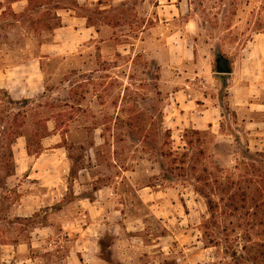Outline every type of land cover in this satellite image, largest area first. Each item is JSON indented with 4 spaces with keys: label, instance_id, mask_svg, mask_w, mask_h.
I'll return each instance as SVG.
<instances>
[{
    "label": "rangeland",
    "instance_id": "obj_1",
    "mask_svg": "<svg viewBox=\"0 0 264 264\" xmlns=\"http://www.w3.org/2000/svg\"><path fill=\"white\" fill-rule=\"evenodd\" d=\"M11 9L0 18V259L264 264V0ZM71 17L92 30L79 46ZM77 196L98 199L93 217Z\"/></svg>",
    "mask_w": 264,
    "mask_h": 264
},
{
    "label": "crops",
    "instance_id": "obj_2",
    "mask_svg": "<svg viewBox=\"0 0 264 264\" xmlns=\"http://www.w3.org/2000/svg\"><path fill=\"white\" fill-rule=\"evenodd\" d=\"M20 1V0H19ZM16 1V2H19ZM15 2V3H16ZM14 3V2H13ZM72 19H74L73 24L75 26H73V31L74 33L77 34V42L76 45L79 46L80 43L83 44V42L85 41H89L90 38H92V30L90 28V25L86 24V21L82 18V17H71ZM50 47H52V49H65L64 47H66L64 44H56V45H50ZM61 47V48H60ZM75 47V46H74ZM76 49V48H75ZM39 63L40 61H34V63H32V69H35L36 67H39ZM7 86V85H6ZM5 86V87H6ZM8 89V86L6 87ZM8 93L12 94L11 89H8ZM23 97H28L27 94H24ZM28 159L30 158L27 155ZM77 195V194H74ZM76 201L82 203L83 205H85V214H87L86 216L89 217H93L95 215L96 209H97V203L99 202L98 199H90L87 196H83V197H76ZM3 250V256L4 258L0 259V264H36L33 262V260L30 256H28L26 253L28 252V250ZM74 254H78V252H75ZM7 257V258H5ZM30 261V262H27Z\"/></svg>",
    "mask_w": 264,
    "mask_h": 264
},
{
    "label": "water",
    "instance_id": "obj_3",
    "mask_svg": "<svg viewBox=\"0 0 264 264\" xmlns=\"http://www.w3.org/2000/svg\"><path fill=\"white\" fill-rule=\"evenodd\" d=\"M216 69L218 73H228V60L225 56H223L218 50L214 53Z\"/></svg>",
    "mask_w": 264,
    "mask_h": 264
},
{
    "label": "trees",
    "instance_id": "obj_4",
    "mask_svg": "<svg viewBox=\"0 0 264 264\" xmlns=\"http://www.w3.org/2000/svg\"><path fill=\"white\" fill-rule=\"evenodd\" d=\"M16 1H19V0H9L8 1V4L9 5H7V7H5L3 10H1L0 11V18H2V16H6L7 15V10H8V12H9V14H11L13 17H15V16H17V14L14 12V11H12V9H11V4L13 3V2H16ZM27 2H28V4L29 3H31L32 2V0H27ZM0 6H2V4L0 3ZM2 8V7H1ZM17 20H19V19H17ZM87 25H88V23H86ZM22 134L21 133H19V132H16L15 134H14V138H17V137H19V136H21ZM8 149H9V156H12V153H11V150H10V148L8 147ZM27 151H28V154H30V151H29V146H27ZM11 174V173H10Z\"/></svg>",
    "mask_w": 264,
    "mask_h": 264
}]
</instances>
